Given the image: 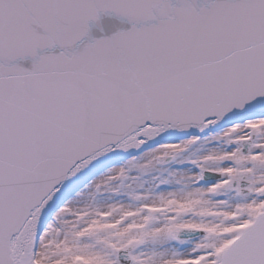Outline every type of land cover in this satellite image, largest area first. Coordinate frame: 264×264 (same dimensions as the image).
Masks as SVG:
<instances>
[{"label": "snow or ice", "instance_id": "snow-or-ice-1", "mask_svg": "<svg viewBox=\"0 0 264 264\" xmlns=\"http://www.w3.org/2000/svg\"><path fill=\"white\" fill-rule=\"evenodd\" d=\"M0 264H264V0H0Z\"/></svg>", "mask_w": 264, "mask_h": 264}]
</instances>
